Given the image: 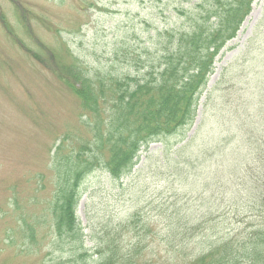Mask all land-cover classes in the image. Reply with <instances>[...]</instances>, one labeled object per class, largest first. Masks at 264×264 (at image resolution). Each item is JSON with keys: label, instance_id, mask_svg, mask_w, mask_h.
<instances>
[{"label": "trees", "instance_id": "obj_1", "mask_svg": "<svg viewBox=\"0 0 264 264\" xmlns=\"http://www.w3.org/2000/svg\"><path fill=\"white\" fill-rule=\"evenodd\" d=\"M253 1L198 0L187 9L181 8L179 13L185 17V25L168 26L153 33L151 43L146 46L152 52L134 74L103 67L100 73L90 77L75 57L62 63L56 55L57 58L46 62L45 68L71 90L81 107L76 110L79 132L67 131L61 136L47 170L50 187L53 186L48 201L51 229L57 235L59 247L71 239L70 264H264V125L263 128L258 123L249 126L241 121L233 135L224 126L219 144L208 143L211 140L198 143L202 123L187 136L214 71L215 59L236 36ZM67 55L71 56L68 52ZM217 93L229 95L219 88L218 81L208 92L205 106ZM262 97L264 119V90ZM228 110L238 114L241 120L249 116L247 111L240 114L241 102L235 111ZM233 117L238 120L237 116ZM152 142H160L163 147L160 154L156 153V162H149L147 167L169 169L167 181L174 177L186 185L193 179L197 189H189L183 197L174 199L160 192L161 199L148 201L157 203L150 212L137 210L111 230L105 228L101 247L90 253L76 215L88 174L94 170L109 174L113 182L121 180L117 184L120 187L137 165L141 148L147 149ZM239 147L249 152L256 150L258 154L252 160L239 161L238 170L233 173L228 156H234L231 150ZM158 156H162L164 163H160ZM226 171L232 175L228 179L233 180L232 186L223 175L217 174ZM257 171H261L260 176L255 174ZM199 173H205L207 178L199 179ZM45 177L44 173L38 176L40 180ZM250 179L252 185L246 186ZM200 180L208 182L200 185L197 183ZM39 188L46 186L41 183ZM247 192L254 198V202L250 201L251 221L242 230L226 231L230 217L224 214L235 203L229 200H241L244 194L248 196ZM19 200L17 210L21 208ZM238 211L234 217H240ZM152 212L164 219L162 234L145 221ZM41 217L19 219L24 222L21 231L29 241L36 233L32 220ZM189 244L199 250L187 252ZM95 252L98 257L94 256ZM50 261V264H64L57 257Z\"/></svg>", "mask_w": 264, "mask_h": 264}, {"label": "rangeland", "instance_id": "obj_2", "mask_svg": "<svg viewBox=\"0 0 264 264\" xmlns=\"http://www.w3.org/2000/svg\"><path fill=\"white\" fill-rule=\"evenodd\" d=\"M196 1L0 0V264H50L55 257L70 264L68 252H73L71 239L59 247L57 235L51 229L48 201L53 186L50 187L47 170L61 136L80 128L76 110L81 107L71 90L45 68L46 62L57 56L62 63L71 62L75 57L90 77L100 73L103 67L134 74L152 52L146 47L151 43L150 36L168 26L185 25V17L179 10ZM154 48L152 45L151 49ZM214 67L206 90L219 81V88L229 95L214 94L205 106L208 91H204L187 136L200 123L203 128L198 143L211 140L208 143L219 144L222 128H230L233 135L241 121L249 126L258 123L263 128L264 0H254L252 10L236 36L217 56ZM240 102L243 104L240 114L249 113L244 120L228 110L235 111ZM161 147L153 143L147 150H141L138 165L120 187L117 184L121 180L113 182L101 171L86 179L76 213L84 232V245L90 253L101 247L102 232L111 230L137 210L150 212L157 203L149 200L161 199L163 195H171V199L183 197L187 190L197 189L193 179L186 185L174 177L167 181L169 169L147 167L149 162H156ZM231 151L234 156L228 157L233 173L237 172L239 161L252 160L258 154L256 150L249 152L240 147ZM161 157L158 156L160 163H164ZM40 173L46 175L43 181L38 178ZM217 174L227 180L232 176L227 171ZM255 174L260 176L261 171ZM205 178V173H199V179ZM252 181L248 180L246 186H251ZM206 182L197 181L200 185ZM41 183L46 189L39 188ZM227 184L232 186L233 180ZM247 194L241 200H229L235 203L224 214L230 217L226 231L242 230L251 221L250 201L254 202V198L250 192ZM18 200L21 208L17 210ZM237 210L240 217L233 216ZM25 216L32 219L42 216L32 220L36 228L32 241L21 231L24 222L19 219ZM145 221L156 226L159 234L163 233L164 219L156 212L146 216ZM164 247L160 245L161 249ZM187 247V252L199 250L192 244ZM94 256L99 254L95 252Z\"/></svg>", "mask_w": 264, "mask_h": 264}]
</instances>
